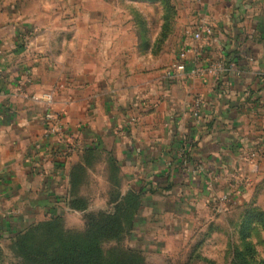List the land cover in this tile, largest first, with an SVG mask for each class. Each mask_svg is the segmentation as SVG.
I'll list each match as a JSON object with an SVG mask.
<instances>
[{"label": "crops", "instance_id": "1", "mask_svg": "<svg viewBox=\"0 0 264 264\" xmlns=\"http://www.w3.org/2000/svg\"><path fill=\"white\" fill-rule=\"evenodd\" d=\"M201 19L214 28L211 46L184 34ZM184 44L225 54L234 68L220 81H169ZM46 93L66 110L71 150L47 133L49 108L37 100ZM77 166L86 173L75 189ZM97 169L107 182L102 206L88 191ZM244 176L264 179V0H0V264L17 259L11 244L35 223L62 216L70 228L78 216L83 226L70 229L83 231L85 212L71 201L110 210L115 187L139 193L130 235L147 250L203 232L192 216L239 212L242 224L258 202Z\"/></svg>", "mask_w": 264, "mask_h": 264}, {"label": "trees", "instance_id": "2", "mask_svg": "<svg viewBox=\"0 0 264 264\" xmlns=\"http://www.w3.org/2000/svg\"><path fill=\"white\" fill-rule=\"evenodd\" d=\"M93 153L94 149L91 150ZM112 181L119 186L118 169L111 165ZM86 170L77 166L72 173L75 189L85 177ZM115 187L111 192L110 210L89 211V202L81 197L71 201L70 207L84 211L86 227L75 230L66 227L62 216L35 223L19 233L11 244V251L23 264H140L146 262L141 251L123 247L121 243L136 227L141 198L132 191L123 196ZM264 232V211L249 208L240 226V243L234 249L232 262H248V251L257 252L256 244L248 242V227ZM254 223V224H255ZM255 229V228H254ZM114 243L109 251L105 245ZM20 263V264H21Z\"/></svg>", "mask_w": 264, "mask_h": 264}, {"label": "rangeland", "instance_id": "3", "mask_svg": "<svg viewBox=\"0 0 264 264\" xmlns=\"http://www.w3.org/2000/svg\"><path fill=\"white\" fill-rule=\"evenodd\" d=\"M246 178H248L249 182L247 183V185L243 184L244 188H250V190L252 189L249 193L252 198L253 196H257L258 202L255 203L256 205H254V207H259L264 211V179L259 183L254 184L253 179H251L250 177ZM106 190L107 182L105 181L103 170L97 169L94 171L92 180L90 181L88 186V191L94 197L95 205H104L103 198L106 195ZM248 203L249 202L245 201L243 205H248ZM247 208H251L250 205H248ZM245 211H247V209ZM241 217L239 212H237V214L232 213L230 215L224 216H214V214H210L208 217L209 219L206 218L205 220H201L199 216L194 219L192 216L191 225H193L194 227H199V229L204 228V231L201 233L210 232V228L214 229L211 238L208 240L204 247H202L201 244L196 243L198 238H200L198 234L201 233L199 232L198 234H195L193 231L189 234L181 235L179 239L169 236L168 239L163 240L161 246H156L160 247L159 251H156V249L153 247H148L147 250L146 244L144 242L141 243V238L136 235H130L126 237L121 245L123 247L133 248L141 251L142 257L146 262H139L140 264H264V232L260 229L258 230V228L256 227H260L261 225L258 226L253 221L248 224L250 225L248 227V233H251L248 235V242L251 241L253 244H256L257 252L248 251V262H232L234 255V249L232 248L236 247L239 244V232L241 230V224H239V222ZM67 223L70 228L79 229L83 226V220L82 218H78V216L73 219H69ZM255 225L256 227H254ZM230 227H232L231 231ZM138 238L140 240H138ZM113 245L114 243L105 245V250L109 251L114 247ZM152 246L155 247V245ZM7 263L20 264L21 262H18L17 259H14L11 260V262ZM21 264H23V262Z\"/></svg>", "mask_w": 264, "mask_h": 264}, {"label": "built area", "instance_id": "4", "mask_svg": "<svg viewBox=\"0 0 264 264\" xmlns=\"http://www.w3.org/2000/svg\"><path fill=\"white\" fill-rule=\"evenodd\" d=\"M184 34L192 37L196 41L205 40L208 43V46H211L214 28L209 22L201 19L192 29H186ZM191 54H193V57H190ZM234 65V62H232L225 54L211 58L204 56L199 46L184 44L180 47L177 60L166 69L165 76L169 81L194 79L207 83L210 78L220 81L229 75L230 71L234 68ZM37 100L44 101L49 108L44 118L47 126V133L49 135L53 134L58 136L59 142L66 146L68 150H71L72 145L64 140L62 124L60 122L66 114L65 108L58 112L55 111V99L53 93H46L41 98H37ZM201 107L202 100L200 98L195 99V116L200 114ZM135 120L136 118L134 117L132 122ZM257 157V151L249 155V159L252 161L257 160ZM246 177L247 176H244L241 179V184L247 185L249 181ZM230 197L231 193H226L223 196L222 201H225V203L229 202Z\"/></svg>", "mask_w": 264, "mask_h": 264}]
</instances>
